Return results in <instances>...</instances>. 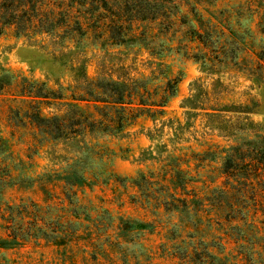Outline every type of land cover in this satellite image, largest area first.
Masks as SVG:
<instances>
[{"label":"rangeland","instance_id":"374dc122","mask_svg":"<svg viewBox=\"0 0 264 264\" xmlns=\"http://www.w3.org/2000/svg\"><path fill=\"white\" fill-rule=\"evenodd\" d=\"M183 1L188 5L181 11L192 10L195 0ZM197 7L179 23L169 18L158 26L181 33L197 27L202 12L200 26L212 30L208 50L220 54L203 57L201 44L189 42L192 35L171 33L159 35V54L134 42L108 50L88 42L62 54L12 32L0 36V76L23 77L49 93L38 98L46 117L54 101H62L50 93L69 96L83 63L97 80L101 72L148 75L150 61L163 62L154 67V79L145 78L153 99L168 79H179L161 116L143 114L117 131L51 137L10 112L19 124L10 135L3 106L9 101L0 100V264H236L230 230L210 226L197 203L171 201L164 177L171 173L203 192L220 184L230 155L249 159L264 152V31L236 0L209 6L212 17ZM76 54L85 58L75 63ZM85 103L97 115L94 104ZM252 231L241 243L257 260L264 243Z\"/></svg>","mask_w":264,"mask_h":264},{"label":"trees","instance_id":"16d2710c","mask_svg":"<svg viewBox=\"0 0 264 264\" xmlns=\"http://www.w3.org/2000/svg\"><path fill=\"white\" fill-rule=\"evenodd\" d=\"M220 1L195 0L192 10L201 5L212 17L213 11L208 7H216ZM236 1L242 9H247L256 17L257 26H262L261 31H264V0ZM172 2L171 5H164L159 0H0V36L12 32L14 36L31 39L42 47L48 46L62 54L81 45L86 47L88 42L106 50L108 46L134 42L139 47L149 49L151 54H159L163 49V44H157L159 35L171 33L180 34L181 37L192 35L189 42L201 44L200 47L205 50L203 57L211 52L220 54L219 49L212 47L208 50L212 30L200 26L202 12L197 19L198 26H188L181 33L169 26H158L157 22L161 20L170 18L176 24L193 13L192 10L181 11V6L188 5L183 0ZM220 33L225 34L224 28ZM181 42L179 40L178 43ZM85 51L83 54H86ZM194 56L197 57V53ZM75 57V61L71 60L75 63L78 57L85 58L80 54ZM259 59L262 61V57ZM149 63L151 71L148 75L138 72L131 77H112L101 72L97 80L87 74L86 63H83L82 69L74 73L75 85L69 89V96L61 92L50 93L53 98L62 100L54 101L53 104L57 106L50 117L42 115L38 99L49 97V93L42 95L33 81L24 83L26 79L23 77L11 82L5 76H0V100L9 101L3 104L7 108L5 114L6 124L11 128L9 134L14 135L19 125L15 121L12 123L10 112L14 113L15 119L26 117L30 127L36 130L44 127L43 132L51 137L92 132L97 128L117 131L143 114L161 116L165 112L163 107L176 93L179 79H168L161 88L162 94L153 99L145 78L152 76L154 79V67L159 68L164 63L154 60ZM83 102L86 105L92 102L97 115L89 113ZM220 176V184L206 185L203 192L195 186L187 189L189 181L179 183L171 173L164 177V181L170 185L171 201L183 205L197 203L208 214L210 226L215 223L223 230H230L227 237L237 246L233 255L236 264H264V244H260V249L255 252L256 260L241 243L247 241L245 233L252 230L264 243V152L256 153L249 159L230 155L224 161ZM211 182L214 183V179ZM223 208H229L228 215L222 216Z\"/></svg>","mask_w":264,"mask_h":264}]
</instances>
